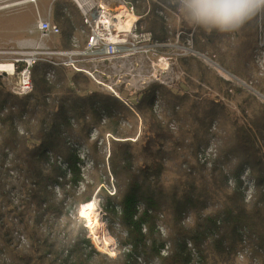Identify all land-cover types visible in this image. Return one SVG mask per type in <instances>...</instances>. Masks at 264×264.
<instances>
[{
	"label": "trees",
	"instance_id": "1",
	"mask_svg": "<svg viewBox=\"0 0 264 264\" xmlns=\"http://www.w3.org/2000/svg\"><path fill=\"white\" fill-rule=\"evenodd\" d=\"M127 1L137 3L134 5L140 17L137 25L150 33L154 42H175L176 27L170 28L171 23L157 15L154 8L146 11L150 0ZM155 1L167 5L170 14L179 18L181 44L186 45V40L191 38V49L195 53L205 55L264 97V75L254 80L253 59L258 22L259 18H264V13L236 32H207L186 23L169 0ZM164 16L168 20L173 18ZM53 22L59 26L61 45L67 49L73 25L81 24L78 12L65 1L55 2ZM199 60L191 54L177 61L200 86L220 95L226 103L200 97L201 94L177 96L163 88L151 87L142 96L138 110L150 113L154 91L160 89L166 112L179 124L177 133L164 129L149 114L148 138L132 142L128 139H133V134L127 133L122 137L127 141L112 144L110 165L118 183L121 207L118 220L126 233L123 243L129 247L117 264H145L151 259H157L158 264H229L243 237L250 247L264 252V102L222 79ZM46 65L38 64L31 69L33 90L26 98L10 95L0 78V108L7 110L6 115L0 116V209L16 212L29 249L9 251L10 227L3 222L0 223V243L14 264H88V259L93 260L91 255L98 257L96 264H106L89 240L78 238L76 234L71 243L64 245L46 237L48 227L37 226L44 224L43 215L57 214L61 210L55 184L61 187L60 194L65 199L67 195L74 197L75 187L83 181L76 167V154L67 148L60 134L71 130L72 119L78 121L84 138L87 131L99 128L97 103L109 112L106 113L110 118L112 111L122 112L124 107L99 93L75 94L74 90L87 89L88 80L80 74L58 72L56 84H62L57 89L55 83L49 84L45 78ZM195 88L202 90L197 85ZM231 101L235 102L239 116L227 105ZM24 115L27 120L22 121L21 126L25 133L19 134L15 118ZM85 115L90 116L89 121L84 120ZM213 122L225 132L218 158L200 163L198 149L209 141L208 130ZM115 128L116 124L111 122L102 131L118 134ZM61 156L71 170L69 181L62 177L54 160ZM245 170L249 171L248 178L254 184L248 201L240 179ZM66 174L64 171V177ZM169 174L173 176L170 179ZM229 180L234 187H228ZM67 182H72L74 187L71 185L66 190ZM10 192H17L23 198L18 212L8 209L13 202ZM92 194L93 187H89L80 198L75 197L76 203H89ZM208 202V206L215 205L218 209L206 213ZM138 203L144 205L141 212L136 209ZM162 214L168 230L165 239L157 230L158 216ZM183 214H192L191 224L185 223L187 219ZM84 244L90 248L88 257L83 254Z\"/></svg>",
	"mask_w": 264,
	"mask_h": 264
},
{
	"label": "rangeland",
	"instance_id": "2",
	"mask_svg": "<svg viewBox=\"0 0 264 264\" xmlns=\"http://www.w3.org/2000/svg\"><path fill=\"white\" fill-rule=\"evenodd\" d=\"M59 1H65L69 3L73 7V9H75L78 12L81 18V14L70 0H0V65L13 63L12 61L13 59H15V57L17 58L21 57V52L30 51L36 45H38L40 35L38 32H35L36 22L39 19H45L53 22L54 4L55 2H59ZM127 2L132 4L130 1ZM136 4L137 3L132 5L134 6ZM146 5H147L146 6L147 12L149 11V9L154 8L156 10L155 11L156 14L159 15L160 17H163V14L170 15V17L172 16L173 17L172 19L167 20L168 23L169 22L171 23L170 28L175 26L177 29L176 34L181 33V31L178 30L179 18L175 14L172 15L170 14V10L167 7V5L163 3H158L155 0L148 1ZM66 11L67 8L64 9V12ZM135 15H136V10H135ZM137 23H138V18L136 25ZM75 27L76 25H73L72 33L69 39L67 40V47H66L67 49L71 47V38L73 36H77L80 44H82L85 39L84 35L79 32L80 30L78 31L74 30ZM137 28L139 31H142L139 29L138 25ZM30 31H34V32L30 34ZM259 31H261V35H264V18L263 19L259 18L257 38L259 36ZM176 40L177 39L175 35L174 43H170V42L166 43L167 46L161 47L159 50V54L164 57L166 56L167 58H169L170 61L169 73L167 72L161 74V78H165L166 82L170 81L168 85H163L162 83L158 82L154 78V76H151V71L154 70V68L150 70L147 65H143L142 70L139 72V75L135 76L138 82L131 83V85L134 84V86L132 85L134 89L133 91H129L128 90L129 87H125L126 85L125 82L118 84V90L123 93V96L125 98L130 99L132 103L131 107H125L124 105H122L121 102L114 99L124 107V111L118 112L114 110L111 112L113 117L110 118L107 116V113L109 112L106 109H101V107L99 106L101 104L97 103L98 110L100 111V112L98 111L99 122H100L99 128L90 129L89 131H87V134L84 138L80 134V125L78 121L72 119L70 121L71 130L63 131L60 134V137L65 139L67 148L70 149L72 152H74V154H76V158H77L76 167L79 170L83 181L79 183L78 187L77 186L75 187V190L73 192L74 197L67 195L65 199H62V195L60 194L61 187L59 188V186L55 184L56 185L55 189L56 187H58L59 190V195H57V200L60 201H57V203L61 210L57 214L43 215L42 221H44L45 225L39 223L37 226L40 227V225H43V229L46 227L49 228L48 232H46L45 234L47 238L51 239V241H56L57 243L66 245L71 243V241H73L72 239L77 234L78 238L81 239L85 238L86 240L90 241L94 249L98 253H100L101 257L103 258L102 259L103 262H105L106 264H117L120 258H122V256H124L127 253L129 247L128 245H125L123 243L124 239H126V233L118 220V217L121 214V207L118 204L119 187H118V183H116V180L113 176L110 165L112 144L122 143L127 141L122 139V137H124V135H126L127 133L133 134L134 138L128 139L132 142H135L138 139H142L144 137L148 138L150 136V132L148 130L149 114H151L159 123H161L164 129L174 134L177 133L179 126L176 120L171 119L168 113L166 112L164 106L165 105L164 98L160 89H156L154 91L150 113L144 114L138 110V106L142 99V96L148 89H150L151 87L154 88L158 87L161 89L163 88L177 96L191 94L194 97H196L198 94H201L200 97H209L218 100L220 99L221 101H224L226 103V101L223 100L220 95L211 92L209 89L205 88L202 85L200 86L197 80H195L193 77H190L189 74H187L180 68L177 60L185 56L175 55L179 53L177 46H181V47L183 46L179 38H178V42H176ZM61 41H62V36L54 37L51 39H43L41 40V45L49 48H54V47L63 48V46L61 45ZM187 49H191V45H188ZM254 53L255 54L253 59H254V65L256 66V76L254 77V80H257L258 78H261L264 75V50L261 51L257 44V48ZM187 55H191V54L188 53L187 51ZM203 56L207 58L205 55ZM198 59H200L199 61H201L204 66L209 68L211 71L215 72L222 79L226 81H230L233 85H238L248 91V89L246 87H243L241 83H239L229 75H226L224 72L219 71L216 67L213 66L211 62L206 61L201 57H198ZM207 59L210 60L209 58ZM46 66L48 68L46 69L45 78L48 80L49 84L54 85L55 83L57 89H59L62 84V83L56 84L58 72L62 71L63 73L73 74L66 69H62L58 67L54 68L49 65ZM89 67L91 70H93L91 64ZM155 70H157V67H155ZM159 74L160 73H158L157 75ZM81 77L86 78L83 75H81ZM0 78H1V82L6 88V91L10 93V95L16 97L17 99L26 98L28 96V95L17 96L12 93V89L17 84L16 75L0 73ZM123 80L125 81L126 79L123 78ZM241 82L252 88L250 84H247L244 81ZM142 83L145 84V87L143 89H140L142 87ZM190 83H192V85ZM196 85L199 86L200 88L202 87L201 88L202 90L195 88ZM70 86H72V84H70ZM89 91H92L91 94L99 93L104 96L110 97L106 94H103L95 90L94 84L91 83L89 80H88L87 89L85 91L74 90L75 94L77 95H84V94L91 95L89 94ZM250 93L254 95L252 92ZM254 96L256 97V99L263 102L261 98L257 97L256 95ZM135 100H138L137 103L134 102ZM227 105H229L231 111H233L234 113H236V115L239 116V112L235 106L234 101H231V103H227ZM0 111H1L0 116L6 115L7 113L6 109L0 108ZM136 113L138 114V116H136ZM24 120H27V115L22 116V118L20 117L15 118L14 125L17 126L16 129L18 128L17 131L19 134L25 133L24 129L22 128L23 126H21L22 125L21 122ZM84 120L89 121L90 116L85 115ZM111 122L116 124L115 131L118 134H112L111 132L107 133L102 131V129H104ZM213 125L215 128H213ZM208 133H209V137H208L209 141L204 146H201L198 149V153H201L202 156L206 158L212 157L213 154L215 153L216 157L211 159L214 160L218 158V152L222 145L221 139L224 136L225 132L219 128L217 122H213L210 126V129L208 130ZM79 135L84 140H82ZM0 140H1V135H0ZM92 147L94 148V151L92 150ZM201 157L199 158L200 161H202ZM66 164L68 165V163L63 159L62 156L60 158H57L56 165L58 168L61 169L63 173L62 177L65 180L69 181L71 179V174H66L65 175L66 178L64 177V171L66 173H69L71 171L70 168H65ZM9 166H11V164ZM182 168L184 167L182 166ZM245 172L241 174H244ZM62 177H59L58 180L61 181ZM172 177L173 176L169 174L168 179ZM21 182L22 179L19 178V184ZM250 182L251 180L249 179L247 181V185L245 186L247 189L249 187V192L252 190L253 187ZM71 185H73L72 182H67L66 184H64L66 190L71 188ZM88 186L93 187V194L89 203L94 204L95 215H97L101 223L103 233L106 234L105 237L109 242V246L105 250L99 249L93 243L92 237L90 235V227L88 225V222L81 217L82 215L81 209L84 204L78 205L75 200V197L80 198L83 194H85L88 191L89 188ZM21 187L22 186H19L18 188ZM228 187L231 188V184L228 183ZM19 196L21 195L17 192L15 194L10 192V198L13 201L11 207L8 208L10 211L16 210L18 212L19 210H21L22 206L20 200H22L23 198H20ZM138 205L139 206H137L136 209L139 212H141L143 210L144 205L142 203H138ZM208 205H210V202H208L205 206L207 207L206 213H210L218 209L217 207H215V205L211 207ZM5 212H6L5 208L1 207L0 223L1 224L2 222L7 223L8 226L10 227L9 238L10 240H12V242L9 246L10 247L9 251L11 250L23 251L29 249V242L22 232V228L19 223V218L16 216V212L14 213L8 211L6 212L5 215L1 214ZM114 214H116V216ZM158 217L159 220L157 222V230L158 232H160L161 237L165 239L168 237V230L166 229V226L163 223L164 215L162 214L159 215ZM183 217L187 219L185 221L186 224L192 223L191 220L192 214H185V215L183 214ZM249 247L250 246L247 245L246 243L245 244L242 243L240 247L238 246V248L236 249L237 251L235 252V254H233V261L229 264H249L248 260L253 258V256H250V252H248V251H252L253 248L252 247L249 248ZM83 249H84L83 250L84 256L88 257L87 253L90 252V248L84 244ZM239 250L243 251L242 252L243 260H240L238 258V253H240ZM253 251L255 253V250ZM257 253L259 256V261L261 263V261L264 260V256L261 254V252H257ZM91 257L93 260L88 259L89 261L88 264H96L98 257H93V255H91ZM158 263L159 262L157 259H151L147 261L145 264H158ZM0 264H14L8 255V251L6 250V248L1 246V243H0Z\"/></svg>",
	"mask_w": 264,
	"mask_h": 264
},
{
	"label": "built area",
	"instance_id": "3",
	"mask_svg": "<svg viewBox=\"0 0 264 264\" xmlns=\"http://www.w3.org/2000/svg\"><path fill=\"white\" fill-rule=\"evenodd\" d=\"M70 1L81 14V25L75 27L74 30H80L79 32L84 35L83 43L80 44L77 36H73L71 38V47L68 49L49 48L41 45V40L43 39L59 37L60 28L49 20L39 19L35 25V32L40 35L38 45L30 51L21 52V57H15L12 61L13 63L1 64L10 66V73L7 71H0V73L16 75L17 77V84L12 89L14 95L27 96L32 92L31 69L38 64H47L54 68L66 69L73 74L83 75L94 84L95 90L118 100L125 107H131L132 103L130 99L125 98L123 93L118 90V84L125 82V87H129L128 90L133 91L134 84L132 86L131 83L138 82L135 76L139 75L143 65H147L150 70L154 68L151 71V76H154L158 82L163 85L170 83V81L166 82L165 78H161V74L169 73L170 71L169 58L159 54L160 48L166 47L167 44H158L153 41L150 33L138 30L136 22L137 18L139 19L140 17L135 15V8L132 4L126 0ZM163 18L165 21L168 20L164 14ZM33 32L30 31V34ZM179 35V33L176 34V42H178ZM187 44L192 45L191 38L186 40V45L177 46L179 53L175 55L187 56V51L190 53L191 50L187 49ZM257 44L259 49L263 51L264 35H261V31H259ZM90 64L93 70L90 69ZM155 67H157V70H155ZM158 73L160 74L157 75ZM123 78L126 80L124 81ZM144 87L145 84L142 83L140 89ZM91 93L92 91H89V94ZM137 101L135 100L134 102L137 103ZM136 116H138L137 113ZM213 128H215L214 125ZM201 156L202 154L199 153L198 159ZM203 157H201L202 161L200 159L199 161L207 163L215 158L216 155L214 153L212 157ZM51 158L53 157L51 156ZM57 158L60 157L54 159L56 162ZM65 168H67V165ZM248 175L249 171L247 170L240 178L244 188H246L245 186L249 180ZM228 183L231 184V188L234 187L232 180H229ZM250 183L253 187L250 192L249 187L248 189L246 188L247 201L254 190L253 182L251 181ZM56 191H58V187H56ZM242 241L243 244H247L246 237H243ZM253 250H255V253ZM239 252L238 258L243 260V251L239 250ZM248 252H250V256H253V258L248 260V263L262 264L263 260L260 263L257 252H261L264 256L263 251L255 248Z\"/></svg>",
	"mask_w": 264,
	"mask_h": 264
},
{
	"label": "clouds",
	"instance_id": "4",
	"mask_svg": "<svg viewBox=\"0 0 264 264\" xmlns=\"http://www.w3.org/2000/svg\"><path fill=\"white\" fill-rule=\"evenodd\" d=\"M189 25L217 33L238 31L264 13V0H169Z\"/></svg>",
	"mask_w": 264,
	"mask_h": 264
},
{
	"label": "bare ground",
	"instance_id": "5",
	"mask_svg": "<svg viewBox=\"0 0 264 264\" xmlns=\"http://www.w3.org/2000/svg\"><path fill=\"white\" fill-rule=\"evenodd\" d=\"M10 66H3L0 65V71L1 72H9ZM10 73V72H9ZM95 207L93 203H87L84 204L81 209V217L85 219L88 222V225L90 227V235L92 237L93 243L101 250L107 249L109 246V242L107 241L105 237V233H103L101 223L95 215Z\"/></svg>",
	"mask_w": 264,
	"mask_h": 264
},
{
	"label": "water",
	"instance_id": "6",
	"mask_svg": "<svg viewBox=\"0 0 264 264\" xmlns=\"http://www.w3.org/2000/svg\"><path fill=\"white\" fill-rule=\"evenodd\" d=\"M190 53L193 55H198L199 57H201L202 59L209 61L213 64L214 67H216L219 71L224 72L226 75H229L230 77H232L233 79H235L236 81H238L239 83H241L243 85V87H246L248 89V91L252 92L254 95H256L257 97L261 98V100L264 102V97L262 95H260L258 92H256L255 90H253L252 88H250L249 86L245 85L243 82H241L239 79H237L236 77L230 75L228 72L224 71L221 67H219L217 64L213 63L212 61L208 60L207 58H205L204 56L195 53L193 50H190Z\"/></svg>",
	"mask_w": 264,
	"mask_h": 264
}]
</instances>
